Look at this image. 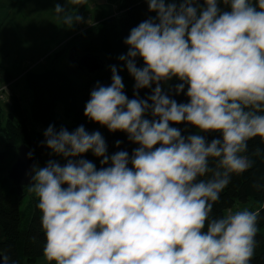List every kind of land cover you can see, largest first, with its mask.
Wrapping results in <instances>:
<instances>
[{
	"label": "clouds",
	"instance_id": "9594fccd",
	"mask_svg": "<svg viewBox=\"0 0 264 264\" xmlns=\"http://www.w3.org/2000/svg\"><path fill=\"white\" fill-rule=\"evenodd\" d=\"M86 2L64 0L51 10L71 28L83 22ZM145 3L154 15L124 39L123 68L111 65V83L97 82L84 107L89 121L126 133L138 147L109 155L103 135L84 125H49L43 133L50 154L66 161L34 164L27 186L40 212L45 261L251 264L259 211L215 216L213 207L233 175L264 156L248 147L255 138L264 144V0ZM125 68L134 80L131 99L119 74ZM142 89L151 93L142 98ZM180 94L187 102L173 98ZM89 152L99 168L83 158ZM0 264L15 262L0 251Z\"/></svg>",
	"mask_w": 264,
	"mask_h": 264
},
{
	"label": "trees",
	"instance_id": "16d2710c",
	"mask_svg": "<svg viewBox=\"0 0 264 264\" xmlns=\"http://www.w3.org/2000/svg\"><path fill=\"white\" fill-rule=\"evenodd\" d=\"M118 1L121 14L106 17L93 27L71 37V40L79 37L80 42L70 49L69 57L75 48L77 53L78 50L82 53L81 55L99 56L104 62V68L93 75H85L82 70L72 67L66 60L65 45L61 50L48 55L50 65L47 69L43 71L29 69L25 72L26 87L31 91L30 107L25 108L21 98L14 93L9 110L6 112L7 120L5 123H0V130L6 139V148L0 150V251L10 257V262L37 264L45 259L43 256L45 236L41 231L40 212L36 208L37 201L34 200L25 211H22L21 201L28 189L25 188L24 194L20 196L16 188L10 187L5 172L16 157L17 146L22 143L32 149L36 156V164L43 166L49 159H55L62 165L66 162L62 157L51 155L50 150L42 144L43 133L49 125H54L57 130L63 126L69 131L79 125H84L87 131L99 125L92 123L84 116V107L90 98V91L97 82L103 85L111 83L110 66L116 65L118 69L123 68V63L118 60V57L127 52V46L123 43L124 39L133 27L148 16L154 15L148 12L145 0ZM86 12L87 2L79 8V14L82 17L86 15ZM137 64L142 66L143 61L138 60ZM119 74L123 77L126 95L129 99L133 98V78L126 68ZM14 78L11 71L4 65H0V86L11 83ZM176 83L178 81L170 82L171 85ZM150 93V89L140 90L142 98ZM173 98L181 103L187 102L184 94ZM58 104H62L64 114L71 119V124H65L57 117ZM102 135L107 143L109 155L120 150H126L131 154L132 150L138 147L127 139L126 133L109 132L106 127H103ZM208 138L211 139L212 136ZM117 140L121 141L119 148L116 147ZM248 147L251 154L257 147L264 149V144L259 138H255L249 141ZM11 150H14L13 157ZM83 158L91 160L97 168L100 167L99 159L91 152L86 153ZM252 158L255 161L253 168L242 175H233L231 183L220 194V200L214 205L213 215L219 216L225 213L238 202L247 203L251 198L258 200L260 203L257 209L260 214L259 231L251 264H264V189L257 190L253 187L256 183L264 184V156ZM45 264H47L46 261Z\"/></svg>",
	"mask_w": 264,
	"mask_h": 264
},
{
	"label": "rangeland",
	"instance_id": "374dc122",
	"mask_svg": "<svg viewBox=\"0 0 264 264\" xmlns=\"http://www.w3.org/2000/svg\"><path fill=\"white\" fill-rule=\"evenodd\" d=\"M105 1L103 4H96L97 8L90 9L91 0H87V12L83 22L66 28L62 21L56 19L51 10L55 3L63 4L64 0H0V65H4L15 77L11 83L7 84L6 98L0 102V123H5L7 120L6 112L9 110L14 93L21 98L25 108L30 107L31 91L26 87L25 72L29 69L35 71L47 69L50 65L48 61L50 53L61 50L66 45V60L72 67H76L69 60V51L80 41L79 37L73 40L71 37L93 27L106 17L121 14L118 0ZM78 54L82 53L78 50ZM56 114L63 123L71 124V119L64 114L62 104H58ZM93 131H99L102 134L103 127L97 125L89 130V132ZM193 131L195 129L189 128V132ZM5 148L6 139L0 130V150ZM11 154L13 157L14 150H11ZM34 200L33 195L28 191L21 201L22 211H25ZM259 207V201L251 198L247 203H236L231 209L257 210ZM37 264H45V259Z\"/></svg>",
	"mask_w": 264,
	"mask_h": 264
},
{
	"label": "water",
	"instance_id": "95a60500",
	"mask_svg": "<svg viewBox=\"0 0 264 264\" xmlns=\"http://www.w3.org/2000/svg\"><path fill=\"white\" fill-rule=\"evenodd\" d=\"M70 61L85 75H93L104 68V62L99 56L93 54L79 55L74 48L69 57ZM31 153V158H29ZM36 164V156L32 149L25 143L16 148V157L5 172V177L9 180V185L16 188L18 194L22 196L25 188L30 183V172Z\"/></svg>",
	"mask_w": 264,
	"mask_h": 264
},
{
	"label": "crops",
	"instance_id": "0c3cea01",
	"mask_svg": "<svg viewBox=\"0 0 264 264\" xmlns=\"http://www.w3.org/2000/svg\"><path fill=\"white\" fill-rule=\"evenodd\" d=\"M104 2H106V1L105 0L104 1L103 0H96V2H95V0H91V2L89 3V5H90L89 7H90V9H95V8H97L96 4H98V3L103 4Z\"/></svg>",
	"mask_w": 264,
	"mask_h": 264
},
{
	"label": "built area",
	"instance_id": "2783aa9c",
	"mask_svg": "<svg viewBox=\"0 0 264 264\" xmlns=\"http://www.w3.org/2000/svg\"><path fill=\"white\" fill-rule=\"evenodd\" d=\"M7 88V85H2L0 87V102H2L6 97H5V89Z\"/></svg>",
	"mask_w": 264,
	"mask_h": 264
}]
</instances>
